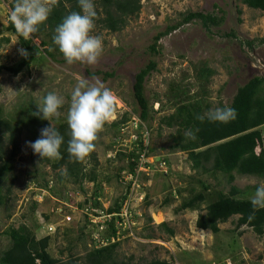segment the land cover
Masks as SVG:
<instances>
[{
	"label": "rangeland",
	"instance_id": "1",
	"mask_svg": "<svg viewBox=\"0 0 264 264\" xmlns=\"http://www.w3.org/2000/svg\"><path fill=\"white\" fill-rule=\"evenodd\" d=\"M9 2L0 0V65L6 67L17 66L24 58L18 52L22 46L17 35L7 30ZM94 4L98 18L94 20L92 34L102 37L103 42V52L97 62L69 64L61 57L53 60L38 55L29 72L14 75L2 70L0 104L5 114L16 116L21 106H28L30 102L38 104L49 92H55L65 98L61 116L48 120L55 126L58 121H67L77 78L91 83L99 81L110 88L116 105L94 149L99 162L98 180L96 183L84 181V191L79 183L60 182L59 171L26 143L36 139L24 128L19 136L15 169L6 184L11 191L7 204L0 207V232L25 223L35 228L37 238L52 237L48 251L54 258L67 260L70 255L81 258L93 248L94 231L98 233L86 215L87 206L107 212L127 200L126 209L134 210L130 218L133 235H129L130 231L119 234L116 255L119 261L133 257L139 264L152 260L174 264H264V237L247 225L236 229L239 216L220 224L217 234L197 228L198 215L205 212L219 191L227 194L231 185L222 173L194 170L188 155L176 147L179 126H168L162 121L183 104L198 102L206 112L230 106L239 86L254 76H264V44L257 45L255 50L240 44V40L264 38V12L236 0H141L138 15L129 17L122 30L110 32L101 22L105 14L100 0H94ZM237 8L242 10L241 15ZM190 11L223 15L224 21L211 32L200 21L185 24L163 37L159 41L160 52L151 54L149 46L154 36L181 21L182 15ZM230 32H235L237 38L225 36ZM34 42L39 45L41 37ZM151 60L157 62V70L146 79L145 95L151 111L149 120L143 123V128L150 131L151 152L147 157L150 167H143L138 186L124 199L127 186L123 176L129 167L127 154L133 147L132 135L137 134L134 121L139 119L140 112L133 85L136 74ZM203 66L214 71L208 80H198L197 70ZM111 72L115 73L114 77H106ZM125 115L128 120L115 126ZM261 129L264 131V126ZM85 164L91 170L93 159L89 158ZM47 181L52 187L50 190L44 188ZM155 182L159 186L168 184L170 191L145 200L147 194L153 193L151 187ZM260 182L264 179L236 174L233 185L241 190L237 197L251 199ZM204 185H209L208 192ZM199 192L208 194L200 210L177 211L184 200ZM167 198L171 199L169 203L165 202ZM131 219L136 222L135 226ZM104 221V218L97 219L95 224ZM163 222L174 229V236L160 226ZM50 226L53 232L48 230ZM10 245L7 236H0V256Z\"/></svg>",
	"mask_w": 264,
	"mask_h": 264
},
{
	"label": "trees",
	"instance_id": "2",
	"mask_svg": "<svg viewBox=\"0 0 264 264\" xmlns=\"http://www.w3.org/2000/svg\"><path fill=\"white\" fill-rule=\"evenodd\" d=\"M9 1V0H5ZM249 8L261 10L264 12V0H236ZM15 0H10L9 6L14 8ZM100 5L105 14L101 22L104 28L110 32H118L123 29L127 23V19L136 16L141 11V0H100ZM72 11H81L78 0H59L58 6L53 7L49 13L47 20L39 25V31L33 34L29 39H24L15 29L14 25L9 22L7 30L17 35L20 45L25 48L29 55L17 66L0 65V71L7 70L14 75L29 72L37 56H44L56 60L61 57L66 61L63 54L59 51V47L53 42L56 27L62 22L63 18ZM237 13L242 14V10L237 8ZM200 21L202 26L211 32L213 27L220 26L224 21V16H218L214 13H205L202 11H190L182 15L181 21L176 24L167 26L165 30L158 32L153 43L149 46L151 54H158L159 41L177 30L179 27ZM242 22L241 19H239ZM226 37L237 38L235 32L225 34ZM41 37V43L38 45L34 42L36 38ZM9 41L8 38H5ZM242 46H247L250 50H255L257 45L264 44V38L261 39H244L240 40ZM157 70V62L151 60L145 65L135 76L133 85L134 96L140 108L139 119L145 123L150 118L151 106L145 95V83L148 76ZM214 74V71L208 66H203L197 70L198 80H208ZM106 77H114L115 73H106ZM225 107V106H221ZM229 107L236 109L237 117L228 123L211 122L207 119L202 123L196 119L197 114H204L206 111L198 103L183 104L175 114L164 118L162 121L168 126H179V137L177 138L176 147L188 155L192 162L194 170H203V172H211L212 174L222 173L226 175L227 182L230 184V190L226 194L219 191L216 198L207 204L204 211L198 215L196 226L201 230H209L213 234L220 232V224L226 223L233 216H239L236 222V229L244 225L252 228L253 231L264 237V209L255 212V218L249 221L248 216L252 214L253 209L251 199H240L237 196L241 194V190L233 185L236 174L241 176H255L264 179V76H254L245 84L238 87L236 94ZM209 109V107H206ZM37 110V103L30 102L28 106H21L16 116L5 114L0 104V207L7 204V197L10 194V187H7V181L11 173L15 169V159L20 151L19 136L24 128H28L35 139L41 137V129L49 126L50 122L42 119L34 113ZM128 116H124L123 120L116 122L118 124L125 123ZM55 127L64 136V143L61 146V158L49 159L54 170H58L60 182L71 181L79 183L82 191L84 181L96 183L97 173L96 166L99 164L94 150L89 154L84 162H77L74 158H70L67 152L68 141L70 137V128L67 121H58ZM184 131L191 132L194 139L185 137ZM97 142V141H96ZM95 142V147H96ZM151 152V150H150ZM138 157V154L131 151L127 154L129 160L128 172L136 174L135 168L137 162L130 161L132 157ZM93 159V167L87 170L85 162ZM64 168V170H63ZM66 172V175L62 174ZM14 178V177H13ZM49 181L46 182L44 188L49 190ZM151 187L153 193L145 196V200L151 196L158 194H167L170 191L168 184L158 185L156 182ZM6 187V188H5ZM7 190L5 193L4 190ZM208 192L209 185H204V190ZM130 191V185L126 188L124 199ZM207 192H199L186 199L177 208L182 210H200L201 205L208 199ZM122 199V200H124ZM171 201L170 198L165 199L166 203ZM88 203V202H87ZM85 205H89V204ZM36 205V204H34ZM121 203L116 204L104 212L111 214L119 212ZM150 205V202H147ZM78 207L83 206L81 204ZM90 212L99 215L98 210H94L93 205H89ZM120 218L115 217L109 219L105 223V229H97L99 239H110L116 236V221ZM166 228L169 235H175V231L169 228L166 222L160 224ZM93 231H91L92 233ZM90 233V236H91ZM7 236L11 240L10 247L0 256V264H139L130 257L126 260H117V250L120 245L119 241L112 242L108 245L96 246L86 252L83 257H75L70 255L67 260L54 258L48 251L52 237L46 235L37 238L35 228L23 223L18 227L11 226L7 230L0 232V236ZM152 237V236H148ZM84 262L81 263L80 261ZM146 264H174L167 260H152Z\"/></svg>",
	"mask_w": 264,
	"mask_h": 264
},
{
	"label": "clouds",
	"instance_id": "3",
	"mask_svg": "<svg viewBox=\"0 0 264 264\" xmlns=\"http://www.w3.org/2000/svg\"><path fill=\"white\" fill-rule=\"evenodd\" d=\"M58 4L59 0H15L8 18L16 31L27 40L39 31V25L47 20L53 7ZM78 4L81 11H72L63 18L55 29L53 42L69 64L77 61L95 64L103 52L102 37L92 34L94 20L98 18L97 9L94 0H78ZM18 52L25 58L29 55L23 47ZM64 104L63 96L49 92L38 102L34 115L51 121L53 117L61 116L60 109ZM115 105L116 97L110 88L99 81L91 83L87 79L77 78L66 115L71 137L67 147L70 158L77 162L85 161L95 149L99 133L113 117ZM236 117V109L229 106L216 107L196 115V119L202 123L207 119L226 124ZM185 137L195 138L191 132L185 133ZM26 143L43 158L60 159L64 136L50 123L41 129L40 138ZM62 174L66 175V172ZM251 205L253 212L248 216L249 221L255 218L256 211L264 209V182L256 187Z\"/></svg>",
	"mask_w": 264,
	"mask_h": 264
},
{
	"label": "built area",
	"instance_id": "4",
	"mask_svg": "<svg viewBox=\"0 0 264 264\" xmlns=\"http://www.w3.org/2000/svg\"><path fill=\"white\" fill-rule=\"evenodd\" d=\"M139 118V117H138ZM136 123L135 129H136V135H132L133 136V147L130 149L131 151H134L138 154V157H132L130 158V161H135L137 162L135 171L136 174L134 173H130V172H125V176H123L124 178V183L126 184V186L130 185V191L129 194H131V190L134 189L135 185L137 184L138 186V178L140 177L141 173L143 172V167H147L149 165H147V157L148 154L150 153V146H149V141H150V131L147 128H143V122L140 119H136L134 121ZM150 167V166H149ZM127 188V187H126ZM126 203L127 200L124 201V203L122 204L120 211L119 212H115V213H111V214H106L104 212H100L99 215H94L92 212H90V207L86 208V215L88 216L89 222L97 229H104L105 227V223L107 220L109 219H113L115 217L120 218L119 221H116V228H117V234L116 236H112L110 239H99V233H96L94 231V233L92 234V240L93 243L96 244V246H100V245H108L112 242H116L118 241V237L119 234L125 235L124 232H126V234L129 233V235H133V229L131 228L132 225L130 222V218L132 215V211L134 212V210H128L126 209ZM136 215V214H135ZM104 218L105 221L104 222H100L98 224H95L97 219H102ZM131 221L134 223V226L136 225V222L133 221L131 219ZM129 226V229L125 230L127 227L125 226ZM48 229L50 231H53V228L50 226L48 227ZM96 229V230H97Z\"/></svg>",
	"mask_w": 264,
	"mask_h": 264
},
{
	"label": "bare ground",
	"instance_id": "5",
	"mask_svg": "<svg viewBox=\"0 0 264 264\" xmlns=\"http://www.w3.org/2000/svg\"><path fill=\"white\" fill-rule=\"evenodd\" d=\"M159 215H160V214H159ZM160 216H161V215H160ZM160 216H159V217H160Z\"/></svg>",
	"mask_w": 264,
	"mask_h": 264
}]
</instances>
